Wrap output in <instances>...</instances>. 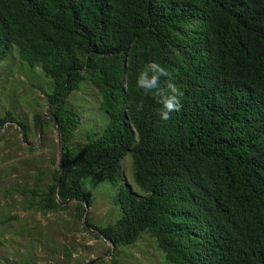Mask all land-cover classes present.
<instances>
[{
	"label": "trees",
	"instance_id": "trees-1",
	"mask_svg": "<svg viewBox=\"0 0 264 264\" xmlns=\"http://www.w3.org/2000/svg\"><path fill=\"white\" fill-rule=\"evenodd\" d=\"M13 52L51 82L35 127L40 137L53 125L64 156L60 186L59 150L52 182L27 190L29 206L75 205L84 231L109 243L94 264L119 263L146 235L165 264H264V0H0V66ZM153 60L183 93L168 120L136 84ZM84 83L109 121L75 145L82 116L68 100ZM5 127L29 141L14 110L0 116V143ZM90 180L116 189L115 221L84 216Z\"/></svg>",
	"mask_w": 264,
	"mask_h": 264
},
{
	"label": "rangeland",
	"instance_id": "rangeland-1",
	"mask_svg": "<svg viewBox=\"0 0 264 264\" xmlns=\"http://www.w3.org/2000/svg\"><path fill=\"white\" fill-rule=\"evenodd\" d=\"M0 73V116L7 109L14 110L29 126L26 142L17 127L2 131L6 138L0 143V264H87L102 256L109 243L84 231L75 215V205L61 214H43L30 208L32 195L26 194L36 182L51 183L59 164L58 131L50 125L39 137L35 127L36 113L47 116L45 92L50 91L51 82L40 67L34 72L23 67L16 52L0 66ZM68 101L82 116L75 145L85 143L88 130L107 125L100 98L85 83ZM123 171L125 181L135 188L130 156L123 162ZM87 185L94 197L88 209L93 220L101 225L115 221L119 217L113 202L116 189L98 180H90ZM119 257L116 263L107 256L104 264H165L163 254L148 235L135 246L123 249Z\"/></svg>",
	"mask_w": 264,
	"mask_h": 264
},
{
	"label": "clouds",
	"instance_id": "clouds-1",
	"mask_svg": "<svg viewBox=\"0 0 264 264\" xmlns=\"http://www.w3.org/2000/svg\"><path fill=\"white\" fill-rule=\"evenodd\" d=\"M139 89L145 96H152L161 105L159 116L162 120L171 118V113L181 109L182 91L173 83L172 74L161 63L155 60L147 63L136 80ZM137 111L143 110V101L137 104Z\"/></svg>",
	"mask_w": 264,
	"mask_h": 264
},
{
	"label": "water",
	"instance_id": "water-1",
	"mask_svg": "<svg viewBox=\"0 0 264 264\" xmlns=\"http://www.w3.org/2000/svg\"><path fill=\"white\" fill-rule=\"evenodd\" d=\"M56 124H57V126H58V123H57V122H56ZM57 128H58V127H57ZM58 135H59V137H58V144H59L60 152H61V173H60L59 181H58V183H57V188L60 186V183H61V180H62V176H63V173H64V156H63V154H62V139H61V136H60V134H59V131H58ZM87 210H88V206L86 205V211H85L84 216L86 215ZM87 226H88V228L91 229V227H90L88 224H87ZM91 230H93V229H91ZM94 232H95L96 234L102 236L99 232H97V231H94ZM113 251H114V247H113ZM112 254H113V252H112ZM94 263H95V260H93V261H91V262H89V263H87V264H94Z\"/></svg>",
	"mask_w": 264,
	"mask_h": 264
}]
</instances>
